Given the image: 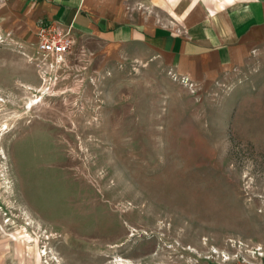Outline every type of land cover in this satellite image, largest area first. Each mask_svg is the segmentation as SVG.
<instances>
[{
    "label": "rangeland",
    "instance_id": "obj_1",
    "mask_svg": "<svg viewBox=\"0 0 264 264\" xmlns=\"http://www.w3.org/2000/svg\"><path fill=\"white\" fill-rule=\"evenodd\" d=\"M43 1L0 0V264H208L230 239L264 262V45L204 83L90 36L60 62ZM216 1L97 10L174 26Z\"/></svg>",
    "mask_w": 264,
    "mask_h": 264
},
{
    "label": "crops",
    "instance_id": "obj_2",
    "mask_svg": "<svg viewBox=\"0 0 264 264\" xmlns=\"http://www.w3.org/2000/svg\"><path fill=\"white\" fill-rule=\"evenodd\" d=\"M103 1L44 0L41 12L48 22L73 25L75 37L90 36L110 47L145 45L196 83L211 81L225 69L245 63L253 50L264 45V0L229 6L234 1L230 0L223 8L217 1L197 2L176 26L127 17L126 8L101 13L97 9H102Z\"/></svg>",
    "mask_w": 264,
    "mask_h": 264
},
{
    "label": "built area",
    "instance_id": "obj_3",
    "mask_svg": "<svg viewBox=\"0 0 264 264\" xmlns=\"http://www.w3.org/2000/svg\"><path fill=\"white\" fill-rule=\"evenodd\" d=\"M37 44L44 56L61 62L75 44L73 25H64L59 21L42 23L37 31ZM244 246L243 242L230 239L223 249L214 246L203 256L208 264H264L262 259L256 262L245 256ZM260 257L264 258V252L260 253Z\"/></svg>",
    "mask_w": 264,
    "mask_h": 264
},
{
    "label": "bare ground",
    "instance_id": "obj_4",
    "mask_svg": "<svg viewBox=\"0 0 264 264\" xmlns=\"http://www.w3.org/2000/svg\"><path fill=\"white\" fill-rule=\"evenodd\" d=\"M28 87H29V86H28ZM34 102H36V101H35V100H32L30 106H32ZM34 104H35V103H34ZM41 252H42V251H41ZM43 254H44V255L47 254V251H43Z\"/></svg>",
    "mask_w": 264,
    "mask_h": 264
}]
</instances>
